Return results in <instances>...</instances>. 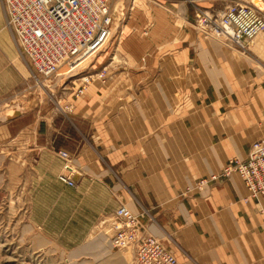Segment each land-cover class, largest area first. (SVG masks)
I'll list each match as a JSON object with an SVG mask.
<instances>
[{"label":"crops","instance_id":"obj_1","mask_svg":"<svg viewBox=\"0 0 264 264\" xmlns=\"http://www.w3.org/2000/svg\"><path fill=\"white\" fill-rule=\"evenodd\" d=\"M235 2L258 5L139 1L119 44L122 63L111 62L105 81L69 99L65 118L42 119L40 166L52 174L58 203L86 223L77 227L81 236L101 234L98 222L126 204L178 264H264V195L252 197L239 173L197 186L264 138V33L240 50L195 26L199 10L222 12ZM12 40L0 0L9 58ZM9 82L5 75L0 86ZM60 150L72 155L74 186L58 178Z\"/></svg>","mask_w":264,"mask_h":264},{"label":"rangeland","instance_id":"obj_2","mask_svg":"<svg viewBox=\"0 0 264 264\" xmlns=\"http://www.w3.org/2000/svg\"><path fill=\"white\" fill-rule=\"evenodd\" d=\"M139 1L111 0L109 41L73 73L51 76L40 75L23 54L5 11V24L13 37V56L8 57L9 51L1 42L0 79L6 75L10 84L7 89L0 86V264H135L134 248H111L115 233L110 232V222H104L110 215L98 222L101 234L81 236L84 233L77 227H85L86 223L78 221L71 207L58 203L59 189L52 174L40 166L36 139L42 119L65 118L73 109L69 99L78 98L80 87L85 86L86 92L90 83L107 79L111 62L122 63L119 44L127 34L125 23L130 11ZM195 26L204 37L221 41L200 30L197 21ZM67 69L63 66L60 72ZM85 76L92 77L90 83L83 82ZM69 196L65 194L64 199ZM76 241L84 244L74 247Z\"/></svg>","mask_w":264,"mask_h":264},{"label":"built area","instance_id":"obj_3","mask_svg":"<svg viewBox=\"0 0 264 264\" xmlns=\"http://www.w3.org/2000/svg\"><path fill=\"white\" fill-rule=\"evenodd\" d=\"M4 5L8 24L23 54L42 76L73 73L112 36L111 0H4ZM196 16L200 30L218 36L236 49H246L264 33V6L235 2L222 12L199 10ZM63 66L68 69L61 73ZM91 78L85 76L83 82L90 83ZM84 92L85 86L80 87L77 97ZM58 155L63 160L59 180L74 186L70 152L60 150ZM233 173L242 176L252 197L264 195V138L252 144L247 157H234L219 173L201 180L197 186L202 188L211 180ZM104 222H110L115 230L111 240L115 248L135 249V264H178L174 251L160 237L147 232L140 215L126 204H121Z\"/></svg>","mask_w":264,"mask_h":264},{"label":"bare ground","instance_id":"obj_4","mask_svg":"<svg viewBox=\"0 0 264 264\" xmlns=\"http://www.w3.org/2000/svg\"><path fill=\"white\" fill-rule=\"evenodd\" d=\"M3 2H4V0H3ZM6 11V10H5ZM96 243H97V241L93 244V245H96ZM98 243H99V241H98Z\"/></svg>","mask_w":264,"mask_h":264}]
</instances>
